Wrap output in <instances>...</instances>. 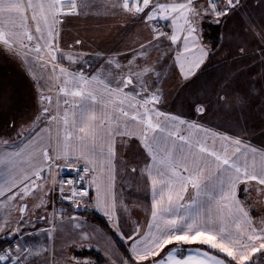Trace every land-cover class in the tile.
Returning <instances> with one entry per match:
<instances>
[{"label": "snow or ice", "instance_id": "6c2138e0", "mask_svg": "<svg viewBox=\"0 0 264 264\" xmlns=\"http://www.w3.org/2000/svg\"><path fill=\"white\" fill-rule=\"evenodd\" d=\"M222 3L223 7L220 0H0V49L29 66L40 85L41 105L33 122L39 130L25 143L13 147L0 141V233L18 212L7 238L22 239V226L31 223L28 200L43 193L33 208H44V197L58 190L61 200L74 209L93 204L112 230L130 241L129 256H121L119 262L104 253L109 264H264V215L253 216L246 199L254 190L258 203L264 204V148L242 135H229L160 108L162 74L155 64L174 52L179 75L184 80L194 76L211 53L202 41V22L211 16L218 24L241 6V0ZM117 9L148 24L151 39L127 52L91 54L103 61L99 67L84 58L88 54L72 51V45L68 51L61 47L66 17L99 15L101 10L115 14ZM256 34L264 43V34ZM82 43L75 40V45ZM154 50L158 59L149 63ZM259 55L264 62V47ZM121 57H127L126 62ZM194 111L204 116L208 109L197 103ZM131 140L139 142L143 164L123 170L144 181L143 188L138 187L150 198V205L143 206L148 216L144 227L131 218L117 192L118 145ZM59 161L77 166L76 177L65 181L61 175L57 189V176L64 172ZM49 180L52 188L46 189ZM56 215L53 209L50 220L38 217L51 224L40 230L48 243L18 242L0 250V264H96L90 256L65 252L57 258L52 242L65 225H70L69 231L80 230V242L69 240L65 247L81 251L92 245L83 243L91 236L79 217L65 220L67 213L60 209L57 222ZM122 220L131 222L127 236Z\"/></svg>", "mask_w": 264, "mask_h": 264}, {"label": "crops", "instance_id": "0c3cea01", "mask_svg": "<svg viewBox=\"0 0 264 264\" xmlns=\"http://www.w3.org/2000/svg\"><path fill=\"white\" fill-rule=\"evenodd\" d=\"M220 2L223 7L222 0ZM256 18L257 23L253 25ZM244 27H247L248 31H244ZM61 29V47L68 51L69 45H72V51L88 54L84 58L91 59L94 67H99L103 61H97L91 54L102 52L105 55H111L115 52H127L130 47H138L139 43H144L152 37V30L148 24L141 19L123 14L118 9L115 10V14L111 12L104 13L101 10L99 15L66 17ZM220 30L221 40L217 47L218 50H214V54L211 52L201 68L189 79L184 80L179 75L178 68L175 67L172 59L174 52H169L163 60L155 64L162 74L160 86L167 84V81L164 82V78L175 77L170 89L167 86L169 92L163 90L164 101L160 108L162 111L181 115L186 119H197L201 123L229 135H242L251 145L264 148V62H262L259 55V48L264 47V43H261L259 36L256 34L258 32L264 34V5L260 3V0H241L239 8L222 18ZM253 32L254 34H252ZM76 39L82 40L83 43L75 45ZM202 41L205 45H208L203 36ZM164 43L167 45L170 42L165 41ZM241 48L245 51L241 52ZM1 50L0 54L7 58L6 61H15L18 66L16 69L19 77L24 78L22 83L19 80L18 84L17 80L14 79L12 83L9 76L13 74V71L8 65L5 68L4 66L0 67V141H4L3 135L7 134L9 139L6 141L15 147L25 143L29 135L39 129L36 124H32L30 129L25 128L23 131L12 132L11 126H15L18 121L14 119L17 115L12 111L17 110L19 114L20 111L24 110L19 116L26 118L27 92L32 93L36 104L40 105V85L33 80L28 65L7 51ZM158 56L159 52L152 51L148 62H156ZM121 59L126 62L127 57H121ZM64 63L67 65V61H64ZM36 72L38 74L39 69H36ZM212 78L213 80H211ZM207 83L211 85L213 91H204L205 96L201 97L192 96L202 91V86ZM42 84L43 81H41ZM171 90L175 92V95H172ZM12 94H15V96L13 97ZM46 94L54 95V93ZM220 96L225 97L224 102L218 101ZM197 103H202L207 107L208 111L204 116L195 114L194 107ZM38 123L40 127H43V121ZM24 124H26V120ZM118 156L117 192L122 194L124 202L128 204L131 218L144 227L148 216L143 206L150 205L148 195L143 190H138V187L139 189L143 188L144 181L138 175L131 174L130 171L125 173L123 170L124 168L130 170L132 166H142L143 150L140 148L138 141L131 140L125 145H118ZM58 163L76 164L73 161H59ZM50 188L51 180L46 185V189ZM253 192L254 190L250 194ZM42 195L43 193L38 192L35 199L28 200L31 223L26 222L22 226L21 230L25 235L18 240L19 243H48L46 236L40 230L48 229L51 224L48 221L38 219V217L47 216L50 220L53 209H55L58 222L61 218L59 211L64 209L67 213L64 217L65 220L71 216L79 217L83 230L91 236L90 240L83 241V243L91 244L92 247H86L81 251L76 248L65 247L69 240L80 242L78 235L80 230L69 231L70 225H65L64 232H57L55 240L52 242L58 259L61 252L80 257L90 256L96 261V264H109L105 252H110L112 258L118 262L121 256L124 257L106 232L91 222L89 218L77 212L84 209L93 210L102 215L109 225V221L104 214L97 210L93 204L74 209L68 201L61 200L60 194L53 196L50 192L49 195L44 197L47 202L46 207L33 208V205L39 202ZM94 195L95 192L92 190L90 196ZM191 195L190 190L188 196ZM242 198H244L243 195ZM250 198V195L246 197L247 200H251ZM88 199L85 198L86 201ZM249 205L254 209L253 216L264 215V204L254 205L251 200ZM12 214L13 216L10 217L11 223L4 233H0V237H9L10 229L16 226V218L19 213L13 212ZM57 227H59V223H57ZM110 229L112 230L111 227ZM122 230L125 236L130 234L132 231L131 222L122 220ZM29 233L32 235H28ZM12 238H15V236L7 239ZM121 240L128 249L130 241ZM37 264H43L42 260L37 261Z\"/></svg>", "mask_w": 264, "mask_h": 264}, {"label": "rangeland", "instance_id": "374dc122", "mask_svg": "<svg viewBox=\"0 0 264 264\" xmlns=\"http://www.w3.org/2000/svg\"><path fill=\"white\" fill-rule=\"evenodd\" d=\"M206 2V0H200L199 1V3H205ZM223 18V17H222ZM222 18H220V22L218 23V25L220 26V29H221V27H222ZM255 18V17H254ZM213 17H211V16H209V17H207V18H205V20H204V24H202V25H204V27L201 25V28H202V36H203V34H204V30H205V28H207V25L208 24H217V23H214V22H212L213 21ZM256 23H257V18H256V20H254V22H253V25H256ZM244 31H248V29H247V27H244ZM249 33H251V31H249ZM248 34V33H247ZM252 34H254V32L252 33ZM203 37H205V35L203 36ZM219 37L221 38V30H220V34H219ZM219 38V42H220V39ZM207 39V38H206ZM207 47H210L209 45H206ZM219 46V44L217 45V47ZM174 47V46H173ZM215 48L214 50H218V48ZM0 51H2L1 49H0ZM212 53L214 54V51H212ZM7 60V58L5 57V56H2L1 54H0V67L2 66H4V68L6 67V65H8L9 67H10V69L13 71V74H10V76H9V78H10V80L12 81V83L14 82L13 81V79L14 80H17V83L19 82V80H20V83H22L23 82V80H24V78L23 77H19V75H18V70L16 69V68H18V66L16 65V63H15V61H12L11 60V62H9V61H6ZM157 66V65H156ZM166 73V72H165ZM1 79V78H0ZM175 79V77L174 76H172V77H166V78H164V82L165 81H167V84L166 85H161L162 86V88H164L163 90H166V91H168L169 92V89H170V86L172 85V83L174 82L173 80ZM211 80H213V78L211 79ZM210 83V82H209ZM209 83H207L206 85L204 84L203 86H202V91H199V92H197V93H195V94H193L192 96L193 97H201V96H203L204 94H203V92L204 91H213V88H211V85L209 84ZM19 84V83H18ZM167 86L169 87V89L167 88ZM171 92H173L172 93V95H175V92L174 91H172L171 90ZM12 96L14 97L15 96V94H12ZM26 99H27V109H26V118H24V117H22V116H19V114L21 113H23V111L24 110H22V111H20V113L18 114V111L17 110H13L12 112H14V114L15 115H17L14 119H16V120H18L17 122H16V125L15 126H11V131L12 132H18L19 130H22L23 131V129H25V128H27V129H30V127H31V125L32 124H34L33 122L35 121V119H36V117H37V115H39V113H40V106L41 105H37L36 104V102H35V99H34V97H33V94L32 93H29V92H27L26 93ZM178 96V95H177ZM184 96V95H183ZM205 96V95H204ZM178 99V98H177ZM193 100H194V98H193ZM196 100H199V99H196ZM200 101V100H199ZM237 119H239L238 117H237ZM26 120V124H24V121ZM240 120V119H239ZM21 123V124H20ZM3 137H4V141H6V140H8L9 139V135H7V134H5V135H3ZM51 188H52V184H51ZM250 199L253 201V204L254 205H258V196H257V194H256V192L254 191L252 194H250ZM256 208H257V206H256ZM258 210V209H257ZM11 216H13V214L11 215Z\"/></svg>", "mask_w": 264, "mask_h": 264}, {"label": "trees", "instance_id": "16d2710c", "mask_svg": "<svg viewBox=\"0 0 264 264\" xmlns=\"http://www.w3.org/2000/svg\"><path fill=\"white\" fill-rule=\"evenodd\" d=\"M202 24H204V23H202ZM202 26L204 27V25H202ZM219 34H220V26L218 24H213V23L208 24L207 28H205V30H204L203 36L205 35V37H203V38H204L205 42H207L208 45L210 46L209 48L211 49V52L214 51V49L219 44V38H220ZM241 195H243V194H241ZM247 201H248V204H251V200L248 199ZM77 212L80 215L89 218L91 222H93L98 227H100L104 232H106L113 239L118 250L122 253V255L124 257L129 256V252H128V249H127L125 243L120 239V237L114 231H112L110 229L106 219L102 215H100L99 213H97L93 210H89V209L79 210ZM7 241H8L7 238L0 237V247H2Z\"/></svg>", "mask_w": 264, "mask_h": 264}, {"label": "built area", "instance_id": "2783aa9c", "mask_svg": "<svg viewBox=\"0 0 264 264\" xmlns=\"http://www.w3.org/2000/svg\"><path fill=\"white\" fill-rule=\"evenodd\" d=\"M60 165L62 167H64V172L57 176V181H58L57 189L59 187V180H60L61 175L63 176L65 181H67L69 179H74L76 177V172L73 171V169L77 166L76 164H74V163H63ZM68 189H69V186L67 185V183H65V191L68 192ZM52 194H53V196H55V195L59 194V191L58 190L52 191ZM16 243H18V239L16 237L9 239L2 247H0V250L10 248V247L14 246Z\"/></svg>", "mask_w": 264, "mask_h": 264}]
</instances>
